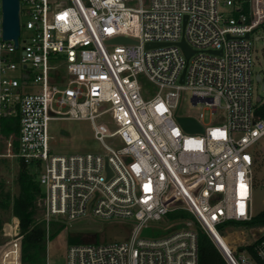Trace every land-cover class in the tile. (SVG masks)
Instances as JSON below:
<instances>
[{
  "label": "built area",
  "instance_id": "obj_1",
  "mask_svg": "<svg viewBox=\"0 0 264 264\" xmlns=\"http://www.w3.org/2000/svg\"><path fill=\"white\" fill-rule=\"evenodd\" d=\"M131 1L20 0L27 20L16 46L3 38L0 0V117L19 114L15 155L40 163L37 204L46 231L52 219L132 224L126 240L70 243L64 262L46 264H199L195 220L226 264H264V224L239 249L218 238L255 216V167L264 164L257 109L264 99L254 100L251 38L264 26V0ZM118 36L130 41L109 42ZM59 66L64 73L52 76ZM141 73L158 86L152 98L142 96ZM184 91L226 120L205 125L186 115L204 128L186 131L176 116L185 115L178 112ZM102 115L115 127L97 122ZM61 118L90 120L104 152L53 153L50 123ZM107 138H118L117 145ZM176 209L195 220L152 225ZM152 227L164 233H148ZM1 237L0 264H24L19 219Z\"/></svg>",
  "mask_w": 264,
  "mask_h": 264
},
{
  "label": "rangeland",
  "instance_id": "obj_2",
  "mask_svg": "<svg viewBox=\"0 0 264 264\" xmlns=\"http://www.w3.org/2000/svg\"><path fill=\"white\" fill-rule=\"evenodd\" d=\"M146 3L147 1L143 0L145 7H147ZM130 4L135 7L140 6L139 0H132ZM225 10L228 11V8H225ZM26 20L27 16L22 14L20 17L21 25H23ZM27 36L28 34L23 27L21 43L24 42ZM257 36H260V38H256ZM251 40L253 42L254 58V100H256L257 96L264 99L263 81H258L256 79V75L258 73H260L264 79V26L259 27L253 32ZM19 53H21V50L18 51V54ZM58 72L64 73V68L59 66L58 69L51 71V75L54 76ZM13 75H18V72L13 73ZM138 80L141 85L142 96L145 99L152 98L157 93L158 86L144 73L138 75ZM33 88H35V86H33ZM30 89V87H27L26 91H29ZM178 112L179 114L197 116L205 125L218 124L226 120L224 113H212L208 107L199 103L194 105L191 102V95L189 91H184ZM99 121H105L110 127H115V124L108 115L100 116L97 118V122ZM50 133L52 135L50 146L52 152L55 154H71L88 151L104 152L101 142L94 137L92 123L88 119L61 118L52 120L50 123ZM15 138H17L15 134H11L8 138H6L0 131V183L4 186L10 187L13 194L18 192V185L15 181L17 172L16 161L18 158L16 157L13 148ZM118 140V138L106 139L107 143L111 145H117L116 142ZM255 177L257 185L253 194V211L256 215L264 209V164L255 167ZM36 205L37 213L35 215V220L40 222L43 221V210L37 202ZM1 218L2 226L0 235L2 236L4 228L7 227L8 224L12 223V221L16 218L18 219V216L14 213L13 207L11 206L9 210L2 212ZM174 222L175 220L166 216L161 221L153 222L152 225L162 229H168L173 226ZM256 226H258V224L239 222L227 227V229L222 232V235L230 245L239 249V247L244 243L254 239ZM131 229L132 224L128 220L123 221L112 218L101 219L95 216L81 218L74 221L52 219L50 221L49 231H47L46 256L44 264H46L47 261L52 263L64 262L66 248L68 245V235H81L82 239L85 241L84 243L92 242L94 240L98 242L123 241L128 239ZM148 233H150V231H148Z\"/></svg>",
  "mask_w": 264,
  "mask_h": 264
},
{
  "label": "trees",
  "instance_id": "obj_3",
  "mask_svg": "<svg viewBox=\"0 0 264 264\" xmlns=\"http://www.w3.org/2000/svg\"><path fill=\"white\" fill-rule=\"evenodd\" d=\"M257 114L264 116V101L259 103ZM20 116L11 114L0 117V131L8 138L11 134L16 137L19 133ZM13 148L15 153L18 151V140L14 139ZM18 159L17 172L15 176L18 192L13 194L10 187L0 183V231L2 226V212L13 207L14 213L18 216L20 230L23 234L22 251L24 264H44L46 253L47 231L45 222H37L35 215L37 213V198L42 194V188L38 180L40 172L39 161L26 163L22 158ZM168 218L175 220L174 228L179 227L187 219L195 220L193 214L184 209H176L168 213ZM250 224H264V209L256 214ZM198 233L199 244V264H226L222 254L217 248L212 238L195 220ZM158 230V231H157ZM150 233L160 235L164 230L150 228ZM1 239V235H0ZM81 235H68V244L84 243ZM92 242H98L96 240Z\"/></svg>",
  "mask_w": 264,
  "mask_h": 264
},
{
  "label": "water",
  "instance_id": "obj_4",
  "mask_svg": "<svg viewBox=\"0 0 264 264\" xmlns=\"http://www.w3.org/2000/svg\"><path fill=\"white\" fill-rule=\"evenodd\" d=\"M20 35V0H3V38L13 39L15 45L18 46ZM248 36V34H247ZM130 39L118 36L109 40V42H129ZM179 45L183 48L187 57L193 52L191 47L183 39L179 42ZM147 46H153L152 43H147ZM184 73L181 76V81H183ZM256 79L258 81L262 80V75L257 74ZM264 89V82H263ZM177 120L180 122L181 126L188 132H203V126L192 116L186 115H176Z\"/></svg>",
  "mask_w": 264,
  "mask_h": 264
},
{
  "label": "bare ground",
  "instance_id": "obj_5",
  "mask_svg": "<svg viewBox=\"0 0 264 264\" xmlns=\"http://www.w3.org/2000/svg\"><path fill=\"white\" fill-rule=\"evenodd\" d=\"M237 233V232H236ZM239 233V232H238ZM218 238H219V241L221 242V243H223L224 245H227V240L224 238V237H222L221 235H218ZM237 240V239H236ZM238 241V240H237Z\"/></svg>",
  "mask_w": 264,
  "mask_h": 264
}]
</instances>
